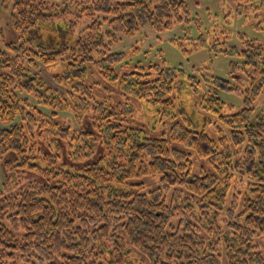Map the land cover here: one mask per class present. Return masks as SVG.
I'll return each mask as SVG.
<instances>
[{"label": "trees", "instance_id": "16d2710c", "mask_svg": "<svg viewBox=\"0 0 264 264\" xmlns=\"http://www.w3.org/2000/svg\"><path fill=\"white\" fill-rule=\"evenodd\" d=\"M235 2L241 14L243 5L264 10V0ZM0 8V118L19 119L0 128L8 172L0 264H264L263 44L241 34L237 46L226 28L179 43L186 53L205 47L238 58L229 78L205 66H130L111 46L185 20L186 0H0ZM56 64L64 91L33 72ZM96 74L117 95L95 94ZM225 90L241 95L242 107L227 104ZM133 98L150 107L143 122L151 130L137 125ZM67 102L88 114L92 130L60 121ZM43 133L79 161L97 143L106 153L58 165L38 146ZM29 171L47 183L20 187Z\"/></svg>", "mask_w": 264, "mask_h": 264}, {"label": "rangeland", "instance_id": "374dc122", "mask_svg": "<svg viewBox=\"0 0 264 264\" xmlns=\"http://www.w3.org/2000/svg\"><path fill=\"white\" fill-rule=\"evenodd\" d=\"M186 2L188 4L189 12L185 20L177 21L172 27L163 30L145 27L132 36L121 35L120 40L111 46L112 50L125 52L128 61L131 64L130 66L138 63L148 65L154 62H165V64L171 66H180L188 73L195 71V69H198L201 66H205L210 73L223 78H229L231 63L237 61L238 58L220 54L214 50L210 51L205 47L186 53L183 51L179 43L182 42L183 45H187L190 41L187 37L196 39L203 32H208L213 29L217 30L218 28H226L230 32L231 42L237 46L242 45V40L240 38L241 34L248 38L255 39L258 43L264 45V10L253 11L251 8L243 5L242 8L245 14H241L236 10L238 4L235 0H186ZM247 6L249 5L247 4ZM4 13L5 12L0 8V18L3 17ZM4 28L6 38L8 40H16L17 33L6 26H4ZM187 47L189 46L187 45ZM39 67L40 68H35V71H33L36 75L42 78L49 86L56 88L59 91L65 90L55 77L60 74L63 69L60 64H56L53 67H46L44 65ZM91 79L96 82L95 86L97 87L95 88V94L100 95L103 93V96L108 95L109 93L106 88H109L114 96L117 95L116 88L101 81L97 74ZM221 97L227 104L232 105L235 108L242 107L243 105V97L235 92H229L226 90L222 91ZM118 98L119 97L116 96V99ZM132 102L136 108L137 122L140 123H137V125L145 130H151V122H143V119H146L145 112L146 110L148 111V108L150 107L134 98L132 99ZM263 103L264 92L257 99L258 106H261ZM67 105L71 109L65 108L64 111L61 110L63 112L60 113V121L66 122L73 129L83 127L92 130V125L89 124L88 114H84V118H82L81 113L77 114L75 112V108L72 106L73 104L70 105L67 102ZM143 106L146 110H144L145 108ZM18 121V118H15L12 122H7L0 118V128L10 127V125ZM161 130L162 127L154 134H160L163 132V130ZM37 142L39 148L44 154L50 157H57L56 162L58 165L65 164V166L69 168L92 163L106 153V150L102 145L97 143L93 156L83 161H79L71 156L68 144L61 139L57 138L56 141H54L53 137L47 135V133H43V136L37 137ZM6 157L0 159L1 189H4L8 174L4 164ZM194 159L197 165L205 164L197 157ZM20 174L22 175V178L20 179V187L28 181L35 179L47 183L45 177L40 176L34 171H29L27 173L22 172ZM146 181L150 186H154L156 185L155 181L157 180L147 179ZM259 244L261 251L264 253V237L260 238ZM55 257L56 256H54V258ZM52 262H50V264H52Z\"/></svg>", "mask_w": 264, "mask_h": 264}]
</instances>
